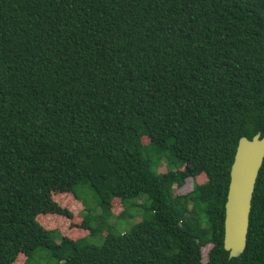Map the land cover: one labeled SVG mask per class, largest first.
<instances>
[{
  "label": "trees",
  "instance_id": "1",
  "mask_svg": "<svg viewBox=\"0 0 264 264\" xmlns=\"http://www.w3.org/2000/svg\"><path fill=\"white\" fill-rule=\"evenodd\" d=\"M258 133L264 0H0V264H264V163L247 247L224 248L238 143ZM64 193L83 238L39 222L67 215ZM116 200L141 220L116 230Z\"/></svg>",
  "mask_w": 264,
  "mask_h": 264
},
{
  "label": "water",
  "instance_id": "2",
  "mask_svg": "<svg viewBox=\"0 0 264 264\" xmlns=\"http://www.w3.org/2000/svg\"><path fill=\"white\" fill-rule=\"evenodd\" d=\"M263 163L264 136L242 137L231 167L225 205L224 248L230 259L239 258L247 247L252 202Z\"/></svg>",
  "mask_w": 264,
  "mask_h": 264
},
{
  "label": "rangeland",
  "instance_id": "3",
  "mask_svg": "<svg viewBox=\"0 0 264 264\" xmlns=\"http://www.w3.org/2000/svg\"><path fill=\"white\" fill-rule=\"evenodd\" d=\"M167 161L164 160L163 163L165 164ZM166 167L163 166L160 169V172H165ZM200 177L198 179V183L202 184L205 179L201 180ZM191 189L193 188L192 183ZM190 188L188 190H190ZM186 189V191H188ZM186 191H182L179 193H185ZM176 192V190H175ZM56 201L58 202L59 206L67 212V215H58V214H46L41 215L39 217V222L49 230H57L59 231L63 236L72 238L74 240L83 238L89 234V231L83 229L81 227V224L83 222L84 217V211H85V205L83 202L77 200L72 194H55ZM89 199V198H88ZM91 204L95 205L93 198L90 197ZM141 201H144L143 199ZM95 213H99V207H95ZM115 217H113L110 220L111 225L116 229L123 231L124 229H127L130 227L133 223L139 222L141 220V216L136 214V210H132V213L136 214L134 219H129L125 217L119 218L118 215H120L123 211V206L119 200H116L113 205L112 209ZM103 234H106L104 232ZM93 243H99L100 238H97L96 241L93 239ZM212 248V245H208L205 249H203V260L204 262L208 261V254L210 249ZM48 251L44 250L41 253H39L38 256H35L37 260L44 261L45 264L48 263ZM26 258L23 256H19L18 260L15 264H25Z\"/></svg>",
  "mask_w": 264,
  "mask_h": 264
}]
</instances>
